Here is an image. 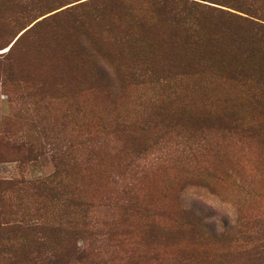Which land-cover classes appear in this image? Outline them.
I'll list each match as a JSON object with an SVG mask.
<instances>
[{"label": "rangeland", "instance_id": "obj_1", "mask_svg": "<svg viewBox=\"0 0 264 264\" xmlns=\"http://www.w3.org/2000/svg\"><path fill=\"white\" fill-rule=\"evenodd\" d=\"M198 1L0 0V264H264V0Z\"/></svg>", "mask_w": 264, "mask_h": 264}, {"label": "trees", "instance_id": "obj_2", "mask_svg": "<svg viewBox=\"0 0 264 264\" xmlns=\"http://www.w3.org/2000/svg\"><path fill=\"white\" fill-rule=\"evenodd\" d=\"M95 2L100 1L103 4H111L112 9L109 11V15L114 16H127V19L133 16V11L131 7L128 6L130 0H93ZM152 6L157 7V10L154 11L157 13V16L160 20H164L165 22H169L171 25H174L176 28L182 30H187V33L194 34L197 32V21L199 20L198 16L202 13V17L207 14V11H203L205 5H202L198 0H148ZM111 8V7H110ZM242 8V7H241ZM249 9L246 13L250 16L246 17L239 14L227 13L223 10H219L225 14H229L230 16H235L238 21L236 22V26L231 33L234 41H237L239 44H245L246 42L252 47L255 48L264 42V19L262 21L258 20L252 15L251 10L254 8V5H249ZM254 16V17H251ZM223 17V16H221ZM251 17V18H249ZM134 20H137V23H141L140 19L131 17ZM118 21V20H117ZM78 23V22H77ZM143 24V22H142ZM81 25V24H80ZM116 25V24H115ZM194 25V26H193ZM119 26V25H117ZM129 28H127L128 30ZM182 30V31H184ZM140 40V39H137ZM259 44V45H257ZM154 45V44H153ZM111 59H102L101 69L100 66L97 67L98 73L102 74L106 71L105 64L111 62ZM230 119V123L228 124L229 127L235 126L236 128L240 127L238 123H235L232 118ZM241 128V127H240ZM83 255V254H81Z\"/></svg>", "mask_w": 264, "mask_h": 264}]
</instances>
